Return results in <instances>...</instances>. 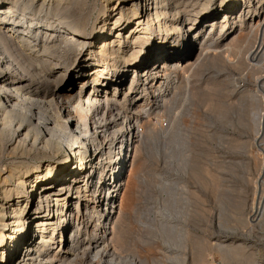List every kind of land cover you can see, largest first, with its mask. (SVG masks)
Returning a JSON list of instances; mask_svg holds the SVG:
<instances>
[{"label":"bare ground","instance_id":"1","mask_svg":"<svg viewBox=\"0 0 264 264\" xmlns=\"http://www.w3.org/2000/svg\"><path fill=\"white\" fill-rule=\"evenodd\" d=\"M261 10L264 0H0V264H114L144 110L162 115L196 48L220 49L248 18L264 27Z\"/></svg>","mask_w":264,"mask_h":264},{"label":"rangeland","instance_id":"2","mask_svg":"<svg viewBox=\"0 0 264 264\" xmlns=\"http://www.w3.org/2000/svg\"><path fill=\"white\" fill-rule=\"evenodd\" d=\"M255 21L236 23L216 51L196 48L174 73L162 115L144 110L114 214L112 263L264 264V27H246ZM80 259L73 264H107Z\"/></svg>","mask_w":264,"mask_h":264}]
</instances>
